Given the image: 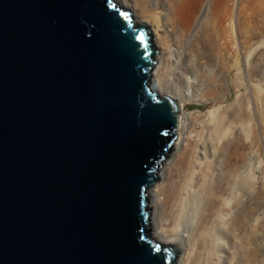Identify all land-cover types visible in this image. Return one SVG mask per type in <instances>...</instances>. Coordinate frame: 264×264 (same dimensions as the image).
<instances>
[{"label": "water", "instance_id": "obj_1", "mask_svg": "<svg viewBox=\"0 0 264 264\" xmlns=\"http://www.w3.org/2000/svg\"><path fill=\"white\" fill-rule=\"evenodd\" d=\"M116 0H0V264H174L150 186L180 102Z\"/></svg>", "mask_w": 264, "mask_h": 264}, {"label": "rangeland", "instance_id": "obj_2", "mask_svg": "<svg viewBox=\"0 0 264 264\" xmlns=\"http://www.w3.org/2000/svg\"><path fill=\"white\" fill-rule=\"evenodd\" d=\"M116 1L134 14L142 4L148 12L168 8L167 0ZM169 1L177 15L187 5L190 24L181 32L162 15L165 46L153 42L163 60L151 80L160 78L157 66L172 75L171 86L160 89L182 100L185 126L149 188L151 234L173 243L163 213L189 181L197 221L211 239V264L246 261L245 249L254 252L251 264H264V0ZM139 24L150 29L151 22Z\"/></svg>", "mask_w": 264, "mask_h": 264}, {"label": "bare ground", "instance_id": "obj_3", "mask_svg": "<svg viewBox=\"0 0 264 264\" xmlns=\"http://www.w3.org/2000/svg\"><path fill=\"white\" fill-rule=\"evenodd\" d=\"M157 3L161 4L159 0H157ZM167 5H168L167 13L148 12L144 4H142L141 11L138 12V14L133 13V17H135V19H133L134 22H139V23L151 22L150 29L154 34L153 41L157 45H159L161 49L164 48L165 46V43L162 38V34L160 33L163 30L161 23L162 15L166 16L167 21L175 28V30L178 29L181 32L183 30L185 31L186 29H188L190 24L189 13L184 10V7H187L186 4L183 6V10L178 15L172 8L169 0H167ZM171 52L172 53L170 54V56L172 58L176 57L174 50H171ZM162 60H163V51H160L159 57L155 63L159 64L161 63ZM157 68L160 78L151 80L152 86L154 90H156L158 93L166 94V92H163L160 89V87L163 84H166L169 88L173 81L172 75L170 74L167 77H165L162 71L160 70V66H157ZM178 100L180 102V113H179V123H178L176 135L177 138L179 139L180 136L182 135V130L185 126V111L183 109L184 105L182 100L181 99ZM251 167L252 166L250 165V168ZM154 189L158 190L159 185H155ZM192 190L193 188H191L189 181H187L181 186L177 194L176 193L174 194L169 209L163 213L164 214L163 220L165 221L166 231H169L172 235L176 236L173 243L179 246L181 253L186 249V247H189L191 244L196 247L195 249L192 248L191 252L184 251L185 253L182 254L178 259L177 262L178 264H211L212 263L211 257L207 248L211 244V239L208 233L204 230V226L199 224V222L197 221V216L195 214L196 208H194L192 202L193 196L195 195L193 194ZM241 254L246 257L245 258L246 261H243L242 260L243 258H240L239 256L237 257L238 259H236L235 264H251V259L254 256L253 250L245 249L241 251Z\"/></svg>", "mask_w": 264, "mask_h": 264}, {"label": "built area", "instance_id": "obj_4", "mask_svg": "<svg viewBox=\"0 0 264 264\" xmlns=\"http://www.w3.org/2000/svg\"><path fill=\"white\" fill-rule=\"evenodd\" d=\"M241 0H231L232 4H235L236 2H239Z\"/></svg>", "mask_w": 264, "mask_h": 264}]
</instances>
